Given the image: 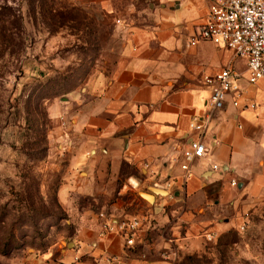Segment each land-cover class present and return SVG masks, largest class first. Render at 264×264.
Wrapping results in <instances>:
<instances>
[{
	"label": "crops",
	"instance_id": "obj_1",
	"mask_svg": "<svg viewBox=\"0 0 264 264\" xmlns=\"http://www.w3.org/2000/svg\"><path fill=\"white\" fill-rule=\"evenodd\" d=\"M66 1L89 18L110 17L120 42L111 72L72 93L60 115L64 122L71 119L70 134L64 133L71 171L85 172L78 194L114 196L109 216L142 219V246L126 250L115 234L99 237V219L76 208L75 232L65 245L35 250L30 264H171L174 245L185 249L204 229L244 224L242 212L264 192V79L249 84L245 62L227 48L189 45L206 21L209 1ZM224 68L242 74L240 108L228 97L223 109L210 111L211 90L203 79ZM249 103L256 109L243 107ZM191 123L202 133L191 130ZM198 138L207 153L190 164L187 175L180 168L182 150ZM68 187L59 190L63 205ZM140 193L153 196V203ZM161 229L167 238L156 236Z\"/></svg>",
	"mask_w": 264,
	"mask_h": 264
},
{
	"label": "rangeland",
	"instance_id": "obj_2",
	"mask_svg": "<svg viewBox=\"0 0 264 264\" xmlns=\"http://www.w3.org/2000/svg\"><path fill=\"white\" fill-rule=\"evenodd\" d=\"M70 7L66 0H0V264H30L35 250L63 247L75 232L76 208L99 221L112 214L114 196L78 194L85 172L71 171L64 134L71 119L60 115L72 93L111 72L120 42L110 17ZM64 185L69 205L60 200ZM242 216L247 223L204 229L165 257L171 264H264V192ZM160 231L156 236L167 238Z\"/></svg>",
	"mask_w": 264,
	"mask_h": 264
},
{
	"label": "built area",
	"instance_id": "obj_3",
	"mask_svg": "<svg viewBox=\"0 0 264 264\" xmlns=\"http://www.w3.org/2000/svg\"><path fill=\"white\" fill-rule=\"evenodd\" d=\"M209 7L204 24L199 26L189 45L195 46L199 41L209 42L232 51L235 58L245 62V73L249 84H256L264 79V0H208ZM242 74L230 68H224L213 76L204 77L203 82L210 87L208 107L210 111L223 109L228 97L232 98V106L240 108L242 90L238 81ZM244 108L256 109L249 103ZM190 129L202 133L203 127L190 124ZM207 148L201 139L191 140L182 150L183 163L180 168L187 175L189 166L195 160L206 156ZM214 171L219 170L213 166ZM186 178V176H185ZM235 187L236 182L231 181ZM99 237L108 234L117 235L126 250L141 245L139 230L140 218L119 219L105 213L99 215ZM242 229V227H241ZM212 239V234L206 235Z\"/></svg>",
	"mask_w": 264,
	"mask_h": 264
},
{
	"label": "water",
	"instance_id": "obj_4",
	"mask_svg": "<svg viewBox=\"0 0 264 264\" xmlns=\"http://www.w3.org/2000/svg\"><path fill=\"white\" fill-rule=\"evenodd\" d=\"M152 192H154V193H160V191H157V190H152ZM139 195H140L141 198L145 199L148 203H150V204L153 203V200H154L153 199V196L147 195L145 193H140ZM148 198H150L152 201L148 200Z\"/></svg>",
	"mask_w": 264,
	"mask_h": 264
},
{
	"label": "trees",
	"instance_id": "obj_5",
	"mask_svg": "<svg viewBox=\"0 0 264 264\" xmlns=\"http://www.w3.org/2000/svg\"><path fill=\"white\" fill-rule=\"evenodd\" d=\"M71 9H73L74 11H76V10H79V9H77V8H74V7H70ZM81 11V10H80ZM82 12V11H81Z\"/></svg>",
	"mask_w": 264,
	"mask_h": 264
},
{
	"label": "bare ground",
	"instance_id": "obj_6",
	"mask_svg": "<svg viewBox=\"0 0 264 264\" xmlns=\"http://www.w3.org/2000/svg\"><path fill=\"white\" fill-rule=\"evenodd\" d=\"M146 197V196H145ZM148 200L152 201L150 198H148Z\"/></svg>",
	"mask_w": 264,
	"mask_h": 264
}]
</instances>
